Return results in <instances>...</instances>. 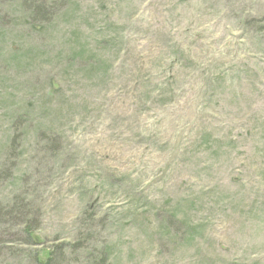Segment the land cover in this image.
I'll use <instances>...</instances> for the list:
<instances>
[{"label":"rangeland","instance_id":"obj_1","mask_svg":"<svg viewBox=\"0 0 264 264\" xmlns=\"http://www.w3.org/2000/svg\"><path fill=\"white\" fill-rule=\"evenodd\" d=\"M53 1L0 0V264H264V0Z\"/></svg>","mask_w":264,"mask_h":264},{"label":"trees","instance_id":"obj_2","mask_svg":"<svg viewBox=\"0 0 264 264\" xmlns=\"http://www.w3.org/2000/svg\"><path fill=\"white\" fill-rule=\"evenodd\" d=\"M54 3L53 0H16V7H20L22 12H19L23 14L26 18H32L39 23H46L49 25V27L52 26L57 12L58 8L56 6H52ZM26 8V9H25ZM25 9V10H24ZM41 29L45 28L43 24H39ZM43 31V30H42ZM17 67V66H16ZM10 171L5 170V172L0 171V184L1 182L5 181L9 178ZM6 196H0V233L4 232L6 230V226L8 224V218L12 214V204L11 201L9 203L6 202ZM13 199V198H12ZM7 203V204H6ZM30 227L26 225L27 234L30 236L32 230L29 229ZM2 245V239L0 237V246ZM60 250V254L62 255L64 253V249L62 247H58ZM56 251L49 252L48 255H46V258L42 261H39L40 264H53L52 260L54 261Z\"/></svg>","mask_w":264,"mask_h":264}]
</instances>
